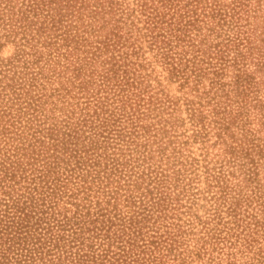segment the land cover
I'll use <instances>...</instances> for the list:
<instances>
[{"label":"trees","instance_id":"trees-1","mask_svg":"<svg viewBox=\"0 0 264 264\" xmlns=\"http://www.w3.org/2000/svg\"><path fill=\"white\" fill-rule=\"evenodd\" d=\"M84 13L90 15L88 20L95 22V32H99L95 40L99 43L101 37L105 38L106 44L112 45L121 57V63L112 64L116 65L115 68H107L99 74V89L106 92L104 97L109 98L108 94L112 92V102H120L118 113L113 109L110 114L90 120L87 133H83L84 129L79 132L66 119L47 127L41 126L46 121L45 108H41V104L46 100L40 98L43 92L37 94L36 88L41 82H38L37 70H33L40 56L23 61L24 67L32 68L30 80L26 76L28 71H23L18 82L2 84L0 264H144L145 260L139 254L145 249H138L135 242L136 238L143 239V235L140 236L142 224H138L133 215L150 219L155 211L153 207L161 197L149 205L141 199V210H128L126 213L129 214H123L126 218L121 216V209L114 203L118 196L112 190H102L111 184V172L103 170L101 174L100 154L95 151L99 147L97 137L104 132L114 135V143L111 144L115 148L114 153L124 151L123 146L138 151L139 155L133 156V161L139 167L151 157L147 156L149 146L159 142L161 133L168 131L165 125L171 127L172 123L159 116L152 122V129L140 124L136 129V132L142 129L136 133L144 137L140 142L134 137L122 141L124 139L117 132L119 130L112 128L110 120L121 123L126 119H130L135 128L138 119L148 115L149 106L140 104V99L134 106L132 101V96H138L142 91V83L137 80H142V75L131 68V65L137 64L130 56L137 52V45L128 37L121 40L120 28L112 30L116 26L102 34L103 28L111 22H122L126 18H130L129 24L142 22V26H136L134 30L141 32L143 29L141 35L148 38L156 50V56L159 55L168 70L179 73V77L186 82L208 78V89L197 90L193 98L187 99L186 102L192 106L189 114L192 116L195 112H202L195 106L205 105L208 95L214 104L208 113L214 130L204 133L211 132L225 143L227 147L224 150H228L234 158L250 157L256 146L259 155L264 157V149L259 143L262 138L256 137L254 132L252 139L247 137L252 130L242 129L240 137L234 139L231 132V124L236 123L240 116L248 119L250 108L264 112V98L257 97L254 91L264 84V0H132L130 3L127 0H0V35L4 38L20 35L24 43L30 46L46 42L39 38L40 35L50 37L56 46L65 47L63 51H57V56L66 59L61 64L65 63V69H76L78 75L82 64L70 56L74 55L75 44L83 46L89 43L88 38L83 37L84 33H88L82 20ZM47 27L53 30L52 33ZM94 47L99 49L100 45ZM128 47L130 50L126 49ZM95 49L92 46L93 56ZM0 74L7 78L5 73L0 71ZM111 78L116 80L111 83ZM126 103L132 112L124 110ZM99 104L102 111L103 101L99 100L96 106ZM141 107L143 109L138 111ZM96 109L93 113L99 116ZM115 113L122 117L110 118ZM4 116L8 117L3 120ZM261 116L258 120L264 130V114L261 113ZM204 117L200 114L199 120L202 121ZM81 135L83 144L78 147ZM235 139H240V142ZM164 144L156 143V150L161 152ZM26 149L29 154L24 160ZM35 162L37 166L33 167ZM153 163L149 161L146 169L150 170ZM249 163L256 166L253 158H249ZM31 171H35V174H31ZM245 171L244 176L256 174L253 169ZM221 176L225 178L224 174ZM241 179L234 184L239 185ZM98 180L100 182L97 183ZM219 181L220 178L216 182L221 189L227 186ZM94 183L97 188L92 193ZM233 187L230 186L231 189ZM99 189L102 191L101 197L100 192L96 193ZM256 192L258 194L257 189ZM227 193H223L224 200L231 197ZM110 201L111 208L108 209L105 206ZM104 220L109 223L99 227L94 224ZM111 220L124 221L118 223ZM261 227L264 229L263 225ZM150 241L155 246L148 249L146 259H150V264L164 263L165 260L161 261L162 257L158 255L166 256L171 252L175 240L168 235ZM112 245L115 249L111 248ZM156 250L160 254H155ZM259 252L264 256L263 250L259 249ZM173 259L181 262L175 253Z\"/></svg>","mask_w":264,"mask_h":264},{"label":"rangeland","instance_id":"rangeland-1","mask_svg":"<svg viewBox=\"0 0 264 264\" xmlns=\"http://www.w3.org/2000/svg\"><path fill=\"white\" fill-rule=\"evenodd\" d=\"M127 1L132 2V0ZM89 18L90 15L82 14V20L88 32L84 33L83 37H87L89 43L87 45L81 43L83 46L75 44L74 55L70 56V58H77L82 64L78 75L76 69H65V63L61 64L66 59L57 56V51H63L65 47L56 46L50 37L45 38L44 35H40L39 38L45 39L46 42L43 45L36 43L30 46L24 43L20 35L14 38L12 36L4 38L0 35V71L7 75L6 78L0 74L2 77L0 87L3 83L18 82L23 71H28L26 76L30 80L33 74L32 68L24 67L23 61L40 56L33 70H37L38 82H41L36 88L37 94L43 92L44 95L40 98L46 100L41 104V108H45L46 117V121L41 126L47 127L66 119L76 130L81 132L84 129L83 133H87L89 131L86 127L90 124V120L93 121L110 114L109 112L113 109L118 113L117 107L120 102H112L110 97L112 92L107 93L109 98L104 97L106 92L99 89L101 77L99 74L107 68H115L116 65L112 64L121 63L122 60L117 55L116 49L106 44L105 38L101 37L99 43L95 40L99 32L96 34L95 22L88 20ZM129 22L130 18L122 22H111L103 28L102 34L116 26L112 30L117 31L120 28L121 40L128 37L129 41L133 40L137 45L135 46L137 52L130 56L136 60L138 65H131V68L142 75L140 77L142 80L137 79L142 83V91L138 96H132L134 97L132 101L134 106L137 105L138 99H140V104L144 103L145 106H149L148 115L139 118L135 128L133 122L126 119V116H124L126 120L121 123L113 120L109 122L112 128L119 130L117 132H120L121 138L124 139L122 141H128L134 137L140 142L144 137H139L136 133L141 132L142 129L138 132L136 129L140 124H145V127L152 129V122L159 116L166 118L172 126L165 125L168 131L161 133L162 138L159 142L162 145L165 143L162 151L156 150L158 141L152 143L147 154L151 157L145 159L139 167L136 166V161H133V156L139 155L138 151L128 150L126 146H123L124 151L114 153L115 148L111 147L114 135L111 133L107 135L104 132L97 137L99 147L95 151L100 154L101 174L104 173L103 170L106 173L111 172L109 174L111 184H108V187L104 186L102 190H112V193L115 192L118 196L114 203L121 209V216L129 214L126 213L128 210H141L143 207L140 203L141 199L146 202L144 204L149 205L153 200L161 197L160 201L155 203L153 207L155 211L150 219L147 216L133 215L137 218L134 217V220L142 224L143 232L140 236L143 235V239L136 238L135 242L138 249H145L139 254L142 260H145L144 264H150V259H146L149 256L148 249L155 246L150 239L157 240L159 237L162 239L163 236L168 235L175 240L173 250L166 256L156 250L155 254H160L158 256L162 257L161 261L165 260L160 264H264V256L259 252V249L264 251V229L260 228V225L264 226V157L259 155L256 146L250 157L236 156L234 158L233 154L224 150L227 147L225 143L220 142L211 132L205 134V131L214 130L209 115L214 105L213 100H209V96L206 95L205 105L195 106L194 104L193 106L201 109L202 112H195L192 116L189 114L192 106L186 101L188 98H193L195 91L208 89L209 79L201 78V80L186 82L179 77V73L168 70L159 55L156 56V50L152 48L153 45L148 42V38L141 35L143 29L141 32L134 30L136 26H142V22L135 21V24H129ZM47 30L51 33L53 31L48 27ZM95 45H100V48L95 49ZM92 46L96 50L94 56L91 52ZM126 49L130 50V47ZM13 71H15L14 74H12ZM109 74L112 75L111 70ZM115 80L111 78L110 82L113 83ZM254 91L257 97L264 98V84H260L259 89L256 88ZM96 99L103 101L102 108L106 112L99 110L101 105L96 106V103H99ZM94 109L99 112V116L93 113ZM142 109L141 107L138 111ZM124 110L132 112L127 103ZM248 112V119L240 116L236 123L231 124L233 139L240 137L242 129L252 130V133L247 135L248 139L254 137V132L256 137L262 138L259 143L264 149L262 143L264 130L258 120L264 112H259L256 108H250ZM117 113L110 118L122 117ZM200 114L206 116L202 121L199 120ZM7 117L4 116L3 120ZM133 129H135L134 132ZM82 137L83 135L80 136V141L78 140V147H82ZM87 138L83 141L85 142ZM235 140L240 142V139ZM2 145L1 140L0 147ZM142 149L143 147L140 146V150ZM28 154L29 151L26 149L24 160L27 159ZM249 158H253L256 166H250ZM149 161L154 163L150 170H147L146 164ZM35 164L33 167L37 166V162ZM142 169L144 172H141ZM245 169H253L256 174L244 176ZM27 172H29L28 169ZM31 174H35V171H31ZM222 174L225 175L223 179ZM61 176L63 177L64 174ZM218 178L221 180L219 182L227 184L225 188L219 187L216 182ZM239 179H241L240 184H234ZM95 184L91 188L92 193L97 188ZM232 185L234 187L231 189ZM99 192L101 197L100 189L96 193ZM224 192H228L227 195L231 197L224 200L222 198ZM105 207L110 209L111 201ZM254 218L259 220H254ZM111 221L119 223L124 220ZM107 222L106 220L102 223L96 221L94 224L99 227ZM111 248L115 249L114 245ZM174 253L180 259V263L173 259Z\"/></svg>","mask_w":264,"mask_h":264}]
</instances>
